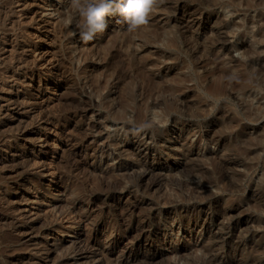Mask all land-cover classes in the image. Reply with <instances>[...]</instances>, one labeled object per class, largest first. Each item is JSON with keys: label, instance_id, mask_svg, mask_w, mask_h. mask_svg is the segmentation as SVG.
Segmentation results:
<instances>
[{"label": "rangeland", "instance_id": "374dc122", "mask_svg": "<svg viewBox=\"0 0 264 264\" xmlns=\"http://www.w3.org/2000/svg\"><path fill=\"white\" fill-rule=\"evenodd\" d=\"M79 20L0 0V264H264V0H156L87 41ZM29 31L32 81L8 72Z\"/></svg>", "mask_w": 264, "mask_h": 264}, {"label": "clouds", "instance_id": "9594fccd", "mask_svg": "<svg viewBox=\"0 0 264 264\" xmlns=\"http://www.w3.org/2000/svg\"><path fill=\"white\" fill-rule=\"evenodd\" d=\"M155 3L156 0H72L75 12L80 17L78 26L88 29L83 34L86 41L92 39L94 32L106 28V17L113 12L118 13L133 28L147 24ZM72 19L68 16L64 23L69 25Z\"/></svg>", "mask_w": 264, "mask_h": 264}, {"label": "bare ground", "instance_id": "6f19581e", "mask_svg": "<svg viewBox=\"0 0 264 264\" xmlns=\"http://www.w3.org/2000/svg\"><path fill=\"white\" fill-rule=\"evenodd\" d=\"M26 2H30V0H23V3H26ZM7 4V3H6ZM34 13V19L36 18L35 17V15H36V13L33 11V10H30V11H28L27 12V14H29V15H31V14H33ZM28 16V15H27ZM254 18V17H253ZM254 20V19H253ZM258 20H260V19H258ZM35 21V20H34ZM261 21V20H260ZM252 22V21H251ZM256 22V21H255ZM258 23V22H257ZM42 25V24H41ZM45 29V28H44ZM32 32V31H31ZM30 31L27 33L28 35H27V44H28V50L29 51H25V50H23L24 52H22L21 53V55L20 56H18V57H16V58H13V60H12V67H11V69H9L10 71H8V69H7V71L8 72H11V71H13V72H17L18 74H21V75H23V76H31V81L33 80V77H34V75L36 74V70H38V67H40L41 65H43V64H45V61H46V59L48 58L47 57V53H48V49L46 48V47H44V46H39V45H37V42H35L31 37H32V35L33 36H36V37H41V35H42V33L40 32V33H38V32H35V33H31ZM49 32V31H48ZM48 32H46L47 33V35L46 36H48L49 37V33ZM53 32V31H52ZM31 33V34H30ZM45 34V33H44ZM31 36V37H30ZM46 38V37H45ZM66 39H68V38H66ZM2 42H1V40H0V46H2ZM26 45V44H25ZM225 46V45H224ZM1 49V48H0ZM49 60V59H48ZM53 60V59H52ZM51 60V58H50V61L48 62V64H50L48 67H47V71H49V74H51V73H54V75L56 74V72L59 70V65L60 64H56V63H54L53 61ZM27 61H30L29 63H27V65L26 66H24L23 67V65H22V62H27ZM55 61V60H54ZM56 62H57V60H56ZM47 63V62H46ZM60 66H62V64L60 65ZM10 67V66H9ZM64 67V66H63ZM3 68V67H2ZM6 68V67H5ZM4 69V68H3ZM6 70V69H5ZM45 70V69H44ZM46 71V72H47ZM45 72V71H44ZM51 72V73H50ZM62 72V71H61ZM3 73H5V72H3ZM59 73V72H58ZM6 74V73H5ZM62 74V73H61ZM120 74V73H119ZM7 75V74H6ZM63 75V74H62ZM5 76V75H4ZM14 76V75H13ZM49 77V76H48ZM111 77V76H110ZM114 78H116V77H114ZM118 78V77H117ZM67 79V78H66ZM61 80H62V77H61ZM68 80V79H67ZM30 82V81H29ZM60 80L57 78V77H50V78H48V79H45V81L43 82V84L42 85H40L39 87H38V89L36 90L37 92H38V94H40L41 92H43V91H46V90H53V89H58L59 87H60ZM33 92V91H32ZM50 92V91H49ZM44 102V101H43ZM0 114H1V111H0ZM82 115V114H81ZM3 125V122H0V126H2ZM57 134V133H56ZM60 135V134H59ZM56 137H58V135L56 136ZM50 138H51V136H48L47 138H46V141H45V143L47 142V141H49L50 140ZM56 140V139H55ZM56 141L54 142V145L56 146ZM44 145H46V144H44L43 143V146ZM39 148V147H38ZM60 149V148H59ZM122 149H124L125 150V148H122ZM130 149V148H129ZM123 150V151H124ZM137 151V150H136ZM58 152V151H57ZM136 153V152H135ZM55 156V155H54ZM138 156V155H137ZM40 158H42V165H39V164H41V163H37L38 165H39V167L40 166H42V170L41 171H43V172H48L49 173V175H50V181L51 182H53V183H58L61 179H60V176H59V174L57 173V168L56 167H54V164L51 162V165H49V166H46L44 163H45V160H46V158L45 157H40ZM38 161V160H37ZM138 165V164H137ZM142 166V165H141ZM145 167V166H144ZM41 168V167H40ZM56 168V169H55ZM144 173H146V172H144ZM149 173V172H148ZM142 178V177H141ZM45 180V179H44ZM224 181V180H223ZM222 181V182H223ZM63 182V181H62ZM61 182V183H62ZM47 184V183H46ZM59 185V184H58ZM149 188H150V186H149ZM43 197V196H42ZM43 200V199H42ZM39 201H40V199H39ZM42 203V202H41ZM43 205V204H42ZM39 206H41V205H39ZM128 207V206H127ZM127 207H126V209H127ZM39 208V207H38ZM191 208V207H190ZM189 208V209H190ZM46 209V208H45ZM133 209V208H132ZM42 210V209H41ZM36 211H37V209H36ZM35 211V212H36ZM134 211V210H133ZM46 212V211H45ZM129 212H131V211H129ZM47 213H48V211H47ZM123 213V212H122ZM49 214V213H48ZM130 215H132V214H130ZM124 216V215H123ZM122 217V216H121ZM203 220H205V218L203 219ZM43 221V220H42ZM41 221V222H42ZM143 221V220H142ZM77 222V221H76ZM143 223V222H142ZM36 224V222H33V223H30L29 225L32 227V226H34ZM68 224V223H67ZM70 224V223H69ZM140 224H141V221H140ZM26 225V224H25ZM28 225V224H27ZM28 225V226H29ZM40 225V224H39ZM66 225V224H65ZM71 225V224H70ZM138 225V224H137ZM64 226V225H63ZM143 226V225H142ZM141 226V227H142ZM147 226H149V225H147ZM30 227V228H31ZM35 227V226H34ZM50 227V226H49ZM48 227V228H49ZM69 227V226H68ZM71 227V226H70ZM69 227V228H70ZM62 228V227H61ZM143 228V227H142ZM155 228V227H154ZM34 229V228H33ZM45 229V228H44ZM156 229V228H155ZM20 230V229H19ZM24 230V229H23ZM31 230V229H30ZM54 230V229H53ZM140 230H142V229H140ZM145 230V229H144ZM147 230H149V228L147 229ZM154 230V229H153ZM25 231V230H24ZM28 231H29V229H28ZM50 232V231H49ZM52 232V231H51ZM137 232H140V231H137ZM47 233V232H46ZM66 233H68V232H66ZM66 233H64V234H66ZM49 234V233H48ZM141 234V233H140ZM144 235H146V234H144ZM64 236V235H63ZM138 236V235H137ZM148 236V235H147ZM150 236V235H149ZM146 237V236H145ZM136 238H138V237H136ZM145 239V238H144ZM54 243H56V242H54ZM57 244V243H56ZM59 246V245H58ZM66 246V245H65ZM143 246V245H142ZM56 248V247H55ZM61 249V248H60ZM60 249H58V250H60ZM63 249V248H62ZM140 252V251H139ZM146 253H147V251H146ZM145 253V254H146ZM130 258V257H129ZM135 260V259H134ZM152 260V259H151ZM59 263H62V262H59Z\"/></svg>", "mask_w": 264, "mask_h": 264}]
</instances>
